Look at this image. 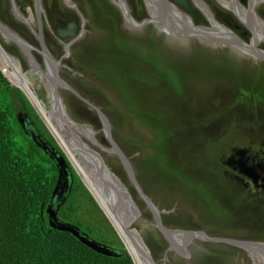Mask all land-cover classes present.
<instances>
[{"label": "rangeland", "instance_id": "374dc122", "mask_svg": "<svg viewBox=\"0 0 264 264\" xmlns=\"http://www.w3.org/2000/svg\"><path fill=\"white\" fill-rule=\"evenodd\" d=\"M58 1L63 9L73 12L78 19H72L57 4ZM67 1L77 5L84 19L67 7L65 0H42L44 32L48 42L57 48L56 51L49 48L50 55L59 61L65 56L70 40L62 39L56 33L58 26L51 23L53 14L54 18L60 19V23H77L79 38L71 45L67 58L62 60L60 76L89 102L69 91L57 89L60 90L58 94H61L70 116L95 131L93 143L96 148H92L93 152L102 155L113 176L125 184L140 208L142 217L131 228L145 241L155 264H257L253 252L226 244H211L206 239L195 240L187 247L188 250L183 251L184 256L168 251V240L158 229L122 161L118 156L102 150L111 146L103 122L92 105L109 118L113 139L132 163L145 194L161 214L165 212L163 225L168 230L177 234L206 230L214 235L213 239L220 235L221 240L264 244V200L251 196L255 194L254 189L250 185L243 186L232 177V171L236 172L235 166L229 164L234 150L245 149L254 153L260 140L264 146V106H258L255 111H246L243 105L232 110L225 108L236 87L242 85L250 87L251 99L261 105L259 96L264 99V71L262 82H259L255 72L264 70V60L245 56L227 46H208L195 38L170 37L154 25L132 26L111 0L105 1L115 8L118 17L106 16L104 19L110 26L100 27L98 14L84 5L83 0ZM138 1L144 10L141 16L137 13L134 0H126L131 15L140 24L149 19L150 14L145 1ZM204 1L220 24L237 34L229 23L240 27L244 33L242 36L238 34L240 38L251 42L254 35L232 10L225 9L218 0ZM190 2L199 10L193 0ZM36 3L37 0H27L22 5L17 4L24 18H33L30 24L35 28ZM0 4V22L38 47L36 36L14 16L12 10L9 18L14 27L3 21V0ZM8 4L11 5L10 0ZM242 6L247 8V4ZM255 12L264 20V3L257 6ZM194 21L199 26H210L205 14L201 20L194 18ZM0 42L7 52L20 60L24 71L30 70L32 66L26 56L14 43L5 39L2 32ZM259 48L264 50V42ZM37 59L44 68V59ZM30 77L40 101L52 111L49 92L38 74ZM10 86L14 87L11 83ZM33 109L37 112L36 108ZM200 119H207L208 123L199 126L194 121ZM232 123L238 124L239 128L237 125L231 127ZM259 159L255 166L264 162V156ZM195 188L204 194L207 192V200L198 196ZM241 195L244 198L239 201L237 197ZM209 198L212 204H209ZM94 201L99 206L97 199ZM100 210L102 213L94 209L93 218L98 221L106 218L109 224L105 220L97 234L89 232L79 222L70 223L93 240L103 243L101 237L111 236L110 226L115 227L105 211ZM117 247L116 244L113 248L109 246L112 250Z\"/></svg>", "mask_w": 264, "mask_h": 264}, {"label": "trees", "instance_id": "16d2710c", "mask_svg": "<svg viewBox=\"0 0 264 264\" xmlns=\"http://www.w3.org/2000/svg\"><path fill=\"white\" fill-rule=\"evenodd\" d=\"M83 1L84 5H88L98 14L100 27L110 26L104 19L106 16L118 17L115 8L105 0ZM8 2L9 0H3V21L14 27L10 23L12 8ZM134 2L137 4V13L141 16L144 10L138 0ZM57 4L62 8L59 1ZM63 10L67 11L72 19H78L73 12ZM50 12L52 13V10ZM59 20L54 18L53 14L51 23L57 25ZM215 66L218 64L215 63ZM263 71L262 69L255 72L259 82L263 81ZM249 90L248 85L236 87L229 98L230 104L227 103L225 108L232 110L243 105L246 111H255L258 106H264L263 96H259L261 105H258V102L255 104ZM109 103L112 105L110 100ZM20 111L29 115L42 139L62 154L29 100L20 90L10 86L0 71V264H135L132 257L126 253L125 245L120 242L117 232L110 225L112 235L102 236L103 243L93 240L82 230L81 232L101 245L113 248L116 244L118 247L114 251L121 254L119 257L96 253L72 234L51 228L47 209L58 183V170L49 155L39 148L31 136L26 135L17 118ZM190 120L192 119L189 116L188 121ZM207 123V119L198 120L199 126H205ZM234 125L239 128V125L234 123L231 127ZM259 138L262 139V136ZM259 142L262 143L261 140ZM256 150H259V145H256ZM69 169L73 187L68 193L70 197L59 212L60 220L66 223L79 222L80 225H85L89 232L97 234L102 230L104 221L108 220L102 218L98 221L93 218L94 209L101 210L70 164ZM195 191L198 196L207 200V192L204 194L199 188H195ZM242 197L244 198V195ZM208 201L209 204L213 203L211 198ZM169 224L173 225V222Z\"/></svg>", "mask_w": 264, "mask_h": 264}, {"label": "water", "instance_id": "95a60500", "mask_svg": "<svg viewBox=\"0 0 264 264\" xmlns=\"http://www.w3.org/2000/svg\"><path fill=\"white\" fill-rule=\"evenodd\" d=\"M26 1L27 0H10L11 8H12L14 16L18 20L22 21L23 24L27 25L34 32V35L36 36L38 41L40 43H42L44 53H45V61L47 64L46 65V71H43L42 66L39 64L35 55L33 54V51L35 50V47L33 45H31L29 42H27L26 40L21 38L18 34H16L13 30H11L9 27L4 25L2 22H0V32H2V34H4V36L8 40H10L16 46L21 48L22 52L25 54L26 58L28 59V61H30V64L33 66V68L35 70H37L40 73H45L50 78L51 82L54 84V86L56 88V91H60V90L69 91V92L76 94V96H78L79 98L83 99V97L79 93H77L75 91V89L71 88L70 85L63 78H61V76L59 74V66H61V62L56 63L55 60L53 59V57L50 55L49 51L47 50V46H46L45 38H44V24L42 21V11H41V7H40V1H42V0H37V3H36L37 4L36 5L37 25H38L39 32L36 30V28L34 29V27L30 24L29 19L24 18L19 13L17 4L22 5ZM111 1L121 11L122 15L124 16V18L128 22L124 11L116 3V0H111ZM163 1H165V0H163ZM240 1L244 5L248 4V7H249V10L247 9V15H248L247 18L248 19L246 21L245 20L242 21L241 19L240 20L242 21V23L247 28H249V30L255 36L257 29H256V26L254 25V22H253V15L256 14V12H255V10L257 8L256 5L258 4V6H259L260 4L264 3V0H240ZM167 2H168L167 5H166V3L164 4V11L170 15H173V17L176 18V26H180L178 21H182V22L186 21L192 27V31H190V32L178 31L177 27L172 24L173 21L171 22L170 20H168L166 22V24L170 30H169V32H167L166 30H163V31H165L167 33V35H169L170 37H172V35H173L174 37L176 36V37L181 38V39L195 38L196 40H198L200 42H204L205 44L210 45V46H221L220 44H222V46H227L228 48H232V49H234L233 47L241 46L242 48L248 49L247 52L251 51V54L253 57L264 60V50H261L259 48V42H257L256 44H252L254 37L250 43H247L243 39H241L240 36L234 31H233L234 36H228V35H223V34L215 35L214 33L209 31V29L212 27V24H213L211 19H209L210 27L197 26L195 24V22L193 21V19L190 16H188V14H184L183 11L180 9V7H181L185 11H187L189 13L191 12L198 20H200L202 15H203L202 11L201 10L194 11L193 8L191 7V3L189 2V0H168ZM65 3L67 5V7L75 10L76 13L78 14V16L82 20L84 19L82 14L79 11V8L77 7V5L68 4L69 1H67V0H65ZM146 7H147V5H146ZM128 9L129 8H127V11H128ZM155 9H157V8L155 7ZM147 10H148V7H147ZM150 12L151 11L148 10L149 14H150ZM210 12H211V14L213 16V20H214L215 19L214 13L211 10H210ZM131 18H132V20L134 19L133 16ZM162 18H164V16H162ZM146 23L149 24V19L145 20L143 23L138 24L137 27H143L144 25H146ZM129 24H131V23H129ZM67 26H68V29L61 30L59 32V34L63 39L70 40L71 42L69 45L71 46L78 39L77 23L75 21H73V22L68 23ZM229 26L232 27L233 29H235L241 36L244 34L243 32H241V30L238 26H236L232 23H229ZM225 27L228 28L227 26H225ZM203 30H207L208 34L203 33ZM173 32H174V34H173ZM5 33H11L12 35L6 36ZM20 40L24 41L25 43L20 42ZM0 71L2 72L1 68H0ZM2 74L5 76V74L3 72H2ZM57 89H60V90H57ZM21 91L24 93V95L29 100L30 104L32 105L31 100L29 99L27 94L22 89H21ZM83 100L87 103L89 102L85 99H83ZM32 107L35 108L33 105H32ZM92 107L98 113L100 119L103 122V125L105 128V133L107 135L109 144L111 146L110 149L109 148H106V149L102 148V150H104V151L111 150L112 154L118 156L120 158V160L122 161L124 167L126 168V171L128 172V174L130 176L132 184L134 185L136 190L139 192V194L143 198V200L146 202L148 208L155 215L158 229L161 231V233L165 236V238L170 243L169 251L176 252V253L180 254L181 256H184L182 254L183 251L188 250L187 247H189V245H191L195 240L206 239V240H209L211 242H223V243H226L228 245L235 246V247L244 249V250L249 251V252L260 254V257H264V244L263 243L246 242V241H238V240H230V239H223V240L216 239V238L213 239V238L208 237L205 233L194 232V231H185L184 234H182L180 232L177 234L176 232H174L178 235V239L173 238V236H172L173 231L168 230V228L163 225L161 213L158 211V208L153 204V202L150 200V198L145 194L144 190L142 189V187L140 186V184L138 182V179L136 177V174L133 170V167H132L128 157L126 156L125 152H123L121 147L117 144V142L113 139V136L111 133V125H110L109 118L107 117V115L102 110L98 109L95 105H92ZM37 114L40 116L38 111H37ZM17 118H18L19 123L23 127V130L27 134H30L31 137L36 142V144L40 148H42L47 154L50 155V157L56 162V165L58 168V172H59L58 183H57L56 188L53 192L51 204L49 205V207L47 209V213L49 216V218H48L49 224H50L51 228L55 229L57 231H62V232H67V233L72 234L79 241H81L82 244H84L85 246H87L91 250L95 251L96 253H99V254H102V255L108 256V257H119V256H121V254H118L117 252L110 249L109 247L101 245V244L91 240L87 234H85V233L83 234L81 232V229L79 227L74 226L70 223L62 222L60 220L59 212L63 208L66 200L68 199L69 191L72 189V184H71L72 174H71L70 169H69V164L74 169L76 174L79 176V178L81 179V181L83 182L84 186L89 191V193L92 195L94 200L96 198H95L94 194L92 193V191L90 190V188L86 185V183L84 182L82 177L79 175L77 169L75 168V166L73 165L71 159L67 156V154H65L64 152H62V153H64L65 156H64V154H62V155L58 154L54 148H52L40 136H36V134L32 130H31L32 131L31 133L28 132V127H31V122H29V120H28L29 115L27 113L20 112L18 114ZM40 118L43 121L41 116H40ZM43 123L46 125V123L44 121H43ZM46 127H47V125H46ZM58 146L60 147L59 143H58ZM247 153H248V150H245V149L237 150V154L240 156H246ZM95 156H97L98 162L101 165V168L103 169V170L99 169V171L104 175L105 180L107 182V187H100L98 185L96 187H98L99 192L101 191V189H106V192L112 193L113 189L115 187L112 186L108 180H110V179L114 180V178L111 176V174L113 175V173L108 168V166L105 164V160L103 159L101 154H99L98 152H95ZM233 159H234V156H231L229 160H233ZM257 170H258L257 167H253L251 169L246 167L243 170H241V173L249 179H251V178L255 179V174L258 173V172H256ZM116 181L122 185L123 189L125 190V193L130 198L131 204L137 208V211L139 212L140 216H142V212H141L140 208L138 207V205L134 201L133 196L131 195L130 191L127 189L125 184L118 177H117ZM257 184H258V182L255 183L252 188L261 187L260 185H257ZM65 194H67V196H65ZM113 194L114 193H112V195ZM99 208L102 209L101 206ZM106 216H107V214H106ZM107 218L109 219L108 216H107ZM117 234H118L119 238L122 240V238L120 237L118 232H117ZM138 236H140V235H138ZM140 238H138V239L141 241V244H142L144 251H145V255H147V257L149 258L148 253H150V252H149L145 242L143 241L142 237H140ZM125 248H126V253L128 255L132 256V254L129 252L126 244H125ZM150 258H151V256H150ZM151 261L153 262L152 258H151ZM153 264H155V263L153 262Z\"/></svg>", "mask_w": 264, "mask_h": 264}, {"label": "bare ground", "instance_id": "6f19581e", "mask_svg": "<svg viewBox=\"0 0 264 264\" xmlns=\"http://www.w3.org/2000/svg\"><path fill=\"white\" fill-rule=\"evenodd\" d=\"M144 1L148 7V10L151 11L149 24H146L154 25L159 30H166L167 32H169L170 30L166 24L168 20H170L171 22L173 21L172 24L176 26V18H174L173 15H170L164 11V4L166 3L167 5L168 0ZM218 2L225 9L232 10L236 14V16H238L239 19H241L242 21H246L248 19L247 10L240 4L238 0H218ZM116 3L124 11L128 22L131 23L132 26L137 27L138 23L135 19L132 20L130 7L128 6L126 0H117ZM256 6H258V4ZM155 7L157 9H155ZM127 8H129L128 11ZM183 13L186 14L185 12ZM208 15L211 21L213 22V27L209 29L210 32L214 33L215 35L223 34L228 36H234V32L231 29L229 30L224 25H221L219 22L216 21V19L213 20L211 12H208ZM162 16H164V18H162ZM33 21V18L30 17L29 22L33 23ZM178 22L180 24V26H176L178 31H192V27L188 24V22ZM253 22L256 26L257 32L255 33L252 44H256L257 42H259L260 45L264 42V20L259 18L257 14H254ZM203 33L208 34V31L203 30ZM5 35L10 36L12 34L5 33ZM5 39L7 38L5 37ZM20 42L25 43L22 40H20ZM201 43L205 44L204 42ZM220 45L222 46V44ZM0 47L3 48L1 42ZM233 48V50H238L242 52V54H244L245 56H252L251 51L247 52L248 49L242 48L241 46H236ZM5 54L17 61L18 64L20 63V60H18V58L9 55L6 50L3 49L0 52V68L2 72L5 74L6 78L10 81L12 85L22 89L27 94L34 107L45 121L49 130L51 131L55 139L58 141V143L61 145L68 157L71 159L78 173L80 174L86 185L90 188L95 198L97 199L99 205L105 211L112 225L115 227L120 237L125 242L129 252L132 254L131 257L134 263L153 264L154 261H151L152 257L150 258V253H148L149 258L147 257V255H145V251L141 244V241L138 239L140 238V236H138L139 234H137L136 231H133L131 228L134 224H137L138 220H140L142 216H140L139 212L137 211V208L131 204L130 198L125 193V190L123 189L122 185L116 181L117 177L111 174L114 180H108L110 184L115 187L112 192L114 193L113 195L112 193L106 192V189H101V191L99 192L98 187H96L97 185L100 187H107V182L105 180L104 175L99 171V169H103L101 168V165L98 162L97 156H95V153L92 150V148H96L95 144L93 143L94 139H96L95 131L87 126L76 122L70 116L63 102L61 94H58V92L60 91H56L54 84L51 82L50 78L45 73H40L33 68L29 72H25L20 64H14V67L12 66V68L9 62H7L8 60H5ZM32 73L38 74L39 80H41V82L47 88L49 92L50 105L53 109L52 111H49L46 105L42 101H40L39 97L37 96V93L34 89V84L31 81L30 77L34 75ZM74 95L76 96V94ZM107 151L112 154L111 150ZM172 236L173 238L178 239V235L176 233L172 232ZM253 256L255 262L264 264V259L263 257H260V254L255 253L253 254Z\"/></svg>", "mask_w": 264, "mask_h": 264}, {"label": "flooded vegetation", "instance_id": "af4514ba", "mask_svg": "<svg viewBox=\"0 0 264 264\" xmlns=\"http://www.w3.org/2000/svg\"><path fill=\"white\" fill-rule=\"evenodd\" d=\"M194 2L196 3V5L205 13V15H207V16H209L208 15V12L210 13V7L203 1V0H194ZM201 3V4H200ZM181 8V7H180ZM18 10H19V13L21 12L20 11V9L18 8ZM181 10H183L184 11V9H182L181 8ZM21 14V13H20ZM22 16V15H21ZM31 17V16H30ZM238 17V16H237ZM239 18V17H238ZM30 19V18H29ZM222 25V24H221ZM67 27V23H60L59 24V27L58 28H55V31H56V33L59 35V30L60 29H64V28H66ZM213 27V26H212ZM20 36V35H19ZM21 37V36H20ZM44 37H45V42H46V44H47V38H48V36H47V38H46V35H45V32H44ZM21 38H23V37H21ZM8 40V39H7ZM198 41V40H197ZM9 42H11L10 40H9ZM199 43H201L200 41H198ZM13 43V42H12ZM2 45V44H1ZM47 46H48V44H47ZM52 46H54L52 43H50V45L48 46V48H50L51 49V47ZM70 45H68V47H66V49H65V52H66V54H65V56L63 57L64 59H66L67 58V52H69V50H70V48H71V46L69 47ZM2 47H3V45H2ZM18 47V46H17ZM19 48V47H18ZM3 49H4V47H3ZM20 50H21V48H19ZM67 49H69V50H67ZM54 51H56L57 50V48L55 47V49H53ZM22 51V50H21ZM7 52V51H6ZM9 55H11V56H14V55H12V54H10L9 52H7ZM24 54V53H23ZM33 54L35 55V57H36V59H37V57H41V58H45V56H44V49H43V46H42V44L40 43L39 44V46L37 47V48H35V50L33 51ZM14 57H16V56H14ZM17 58V57H16ZM5 60L7 61V62H9V64H10V66L12 67H14V64H17V65H21V62L18 64V62L17 61H15L13 58H11V57H9L7 54H5ZM30 62V61H29ZM12 63V64H11ZM22 66V65H21ZM12 67V68H13ZM33 68V66L32 67H30V70ZM34 69V68H33ZM24 70V69H23ZM29 70V71H30ZM29 71H27V72H29ZM26 72V71H25ZM20 76V75H19ZM197 123H198V121H197ZM259 143V150L257 151H254V153L253 152H251V151H249L248 150V153H247V155L246 156H240V155H238L237 154V150H234V152H233V154H231L232 156H234V159L233 160H229V164H231V165H233V166H235L234 167V171H236V172H233L231 169V171H232V177L233 178H235L236 180H237V182H239L240 184H242L243 186H247V185H250L251 187H253V185L255 184V183H257L258 182V184L257 185H260L261 187H256V188H253L254 190H253V193H255V194H252L251 196H255V197H258V198H262L263 200H264V162L261 164V165H258V166H255L256 165V162L258 161V159L260 158V157H263L264 156V151H263V149H264V146L262 147V145H261V143L260 142H258ZM259 160H262V158L261 159H259ZM132 164V163H131ZM253 168V167H257L258 168V170L256 171V172H258V173H256L255 174V179H253V178H251V179H249V178H247V177H245L242 173H241V170H243L244 168ZM217 168L221 171V172H223L218 166H217ZM222 174H225L224 172L222 173ZM243 186H241V188L243 187ZM240 193V192H239ZM147 195V194H146ZM239 195V194H238ZM237 195V196H238ZM148 196V195H147ZM238 198V200L240 201V200H242V195L240 196V197H237ZM146 203V202H145ZM147 205V204H146ZM148 210L150 211V213H151V215H152V217L154 218V221L156 222V218H155V215L151 212V210L148 208ZM164 214H165V212H162V214H161V218H162V223L164 224ZM226 218V217H225ZM227 218H230L229 216H227ZM243 218H246V217H243ZM198 232H202V233H205L206 235H208L209 237H211V238H213L214 237V235H211V234H209V232L208 231H206V230H202V231H198ZM215 238L216 239H221V236L220 235H216L215 236ZM198 240H200V239H198ZM200 241H203V240H200ZM253 242V241H252ZM168 244H169V247L168 248H170V243L169 242H167ZM208 243H211V244H226V243H223V242H208ZM256 243H258V242H256ZM226 245H228V244H226ZM231 246V245H230ZM235 247V246H234ZM238 248V247H237ZM174 253V252H173Z\"/></svg>", "mask_w": 264, "mask_h": 264}, {"label": "clouds", "instance_id": "9594fccd", "mask_svg": "<svg viewBox=\"0 0 264 264\" xmlns=\"http://www.w3.org/2000/svg\"><path fill=\"white\" fill-rule=\"evenodd\" d=\"M204 1V0H203ZM189 2H190V0H189ZM193 2H194V0H193ZM205 2V1H204ZM191 3V2H190ZM195 3V2H194ZM206 3V2H205ZM196 4V3H195ZM207 4V3H206ZM208 5V4H207ZM242 5V4H241ZM209 6V5H208ZM18 7V6H17ZM191 7L193 8V10L194 11H196V9L194 8V6L192 5V3H191ZM244 7V6H243ZM19 8V7H18ZM246 10L248 9L249 10V7H248V4H247V8L246 7H244ZM181 9V8H180ZM199 10H201L200 8H199ZM199 10H197V11H199ZM131 11V10H130ZM183 11V10H182ZM202 11V10H201ZM212 11V10H211ZM183 12H185L186 14H188L192 19H193V21H194V18L196 19V20H198L191 12L189 13V12H187V11H183ZM21 13V12H20ZM202 13L203 14H205L203 11H202ZM22 15V14H21ZM23 16V15H22ZM207 16V15H206ZM215 16V15H214ZM24 17V16H23ZM79 17V16H78ZM208 17V19H210V17L209 16H207ZM134 18V17H133ZM238 18V17H237ZM135 19V18H134ZM215 19H216V17H215ZM239 19V18H238ZM201 20V19H200ZM240 20V19H239ZM216 21H218L217 19H216ZM231 21V20H230ZM71 22V21H70ZM70 22H68V23H70ZM73 22V21H72ZM195 22V21H194ZM240 22L242 23V21L240 20ZM67 23V24H68ZM59 24H60V22L57 24V26L59 27ZM139 24V23H138ZM243 24V23H242ZM244 25V24H243ZM197 26H199V25H197ZM245 26V25H244ZM57 27V28H58ZM207 27V26H206ZM210 27V26H209ZM246 27V26H245ZM29 28V27H28ZM67 29H68V26L66 27ZM240 28V27H239ZM247 28V27H246ZM30 29V28H29ZM34 29H35V27H34ZM247 29H249V28H247ZM31 30V29H30ZM36 30L39 32V30H38V25H37V27H36ZM35 30V31H36ZM61 30H64V29H60L59 30V32L61 31ZM240 30H241V28H240ZM32 31V30H31ZM33 32V31H32ZM33 34H34V32H33ZM239 34V33H238ZM240 35V34H239ZM252 35H253V33H252ZM60 38H62L61 36H60V34L58 35ZM241 36V35H240ZM45 38V37H44ZM78 38H79V35H78ZM24 39V38H23ZM63 39V38H62ZM24 40H26V39H24ZM38 40V39H37ZM48 40V39H47ZM39 42V41H38ZM71 42V41H70ZM46 43V42H45ZM50 43L51 42H48L47 41V44H48V46L50 45ZM39 44H40V42H39ZM42 44V43H41ZM47 44H46V46H47ZM34 46V45H33ZM48 46H47V50L49 51V48H48ZM35 48H37L36 46H34ZM53 47V48H52ZM51 47V49H55V46H52ZM25 55V54H24ZM41 58V57H40ZM62 59H64V58H62ZM62 59H60L59 61H56L55 60V62L56 63H60L61 62V64H62ZM37 61H38V59H37ZM39 62V61H38ZM44 62H45V69L43 68V71H46V61H45V58H44ZM39 64L41 65V63L39 62ZM44 64V63H43ZM42 66V65H41ZM60 69H61V66H59V74H60ZM5 77V76H4ZM6 78V77H5ZM7 79V78H6ZM8 80V79H7ZM15 87V86H14ZM17 89H19L20 91H21V89L20 88H18V87H16ZM22 92V91H21ZM23 93V92H22ZM32 106V105H31ZM20 112H23V111H20ZM19 112V113H20ZM23 113H25V112H23ZM37 113V112H36ZM39 113V112H38ZM39 116V115H38ZM40 117V116H39ZM41 119V118H40ZM43 119V118H42ZM28 120H29V122H31V127H28V132L29 133H31L32 131L36 134V136H40L41 137V135L40 134H38V132H37V130L35 129V125H34V123H33V121H31L29 118H28ZM42 121V120H41ZM44 121V120H43ZM42 121V122H43ZM45 122V121H44ZM45 125V124H44ZM45 127H46V125H45ZM23 128V127H22ZM47 128V130L49 131V133L51 134V136L53 137V139L55 140V142H56V144L58 145V141L55 139V137L53 136V134L51 133V131L49 130V128H48V126L46 127ZM32 130V131H31ZM26 133V132H25ZM26 135L27 136H31L30 134H27L26 133ZM32 138V137H31ZM42 138V137H41ZM33 139V138H32ZM34 140V139H33ZM45 141V140H44ZM35 142V141H34ZM47 142V141H46ZM36 143V142H35ZM48 143V142H47ZM49 144V143H48ZM50 145V144H49ZM60 145V144H59ZM51 146V145H50ZM52 147V146H51ZM59 147V146H58ZM60 147H61V145H60ZM59 147V148H60ZM40 148V147H39ZM53 148V147H52ZM42 149V148H41ZM43 150V149H42ZM60 150L62 151V152H64L65 153V151L63 150V148L61 147L60 148ZM44 151V150H43ZM45 152V151H44ZM46 153V152H45ZM58 154H60V155H62V154H64V153H59V152H57ZM66 154V153H65ZM65 154H64V156H65ZM49 155V154H48ZM68 156V155H67ZM49 157H50V155H49ZM51 158V157H50ZM52 159V158H51ZM53 160V159H52ZM54 161V160H53ZM55 162V161H54ZM55 164H56V162H55ZM56 167H57V165H56ZM57 170H58V168H57ZM58 177H59V172H58ZM71 184H72V182H71ZM72 187H73V184H72ZM53 196V195H52ZM65 196H67V194H65ZM92 196V195H91ZM64 197V196H63ZM70 197V194H68V198ZM94 199V198H93ZM144 241V240H143ZM145 242V241H144ZM146 244V243H145ZM147 246V245H146Z\"/></svg>", "mask_w": 264, "mask_h": 264}]
</instances>
